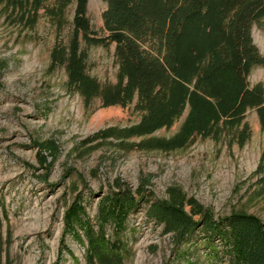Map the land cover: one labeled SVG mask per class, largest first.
Listing matches in <instances>:
<instances>
[{
    "label": "rangeland",
    "instance_id": "rangeland-1",
    "mask_svg": "<svg viewBox=\"0 0 264 264\" xmlns=\"http://www.w3.org/2000/svg\"><path fill=\"white\" fill-rule=\"evenodd\" d=\"M73 7L57 27L43 10L30 26L0 4V264H86L95 240L123 264H264V127L254 110L243 114L241 146L235 132L199 136L188 107L166 128L132 133L134 100L86 105L49 65ZM104 9L87 0L98 35ZM250 36L264 57V28ZM80 49L87 76L115 82L113 45ZM246 80L264 88V68ZM174 140L182 145H166ZM212 229L224 236L209 241L213 252L203 240Z\"/></svg>",
    "mask_w": 264,
    "mask_h": 264
},
{
    "label": "trees",
    "instance_id": "trees-1",
    "mask_svg": "<svg viewBox=\"0 0 264 264\" xmlns=\"http://www.w3.org/2000/svg\"><path fill=\"white\" fill-rule=\"evenodd\" d=\"M45 1L0 4L19 12L30 26L43 10L56 27L73 4L68 42L52 46L49 65L63 69L68 87L86 105L98 99L101 108H123L134 100L139 121L132 133L149 135L166 128L185 107L201 137L230 131L243 145L249 134L243 122L248 109L264 127V88L246 80L252 67L264 68V57L250 36L252 26L264 28V0H102L101 35L91 29L87 0H53L50 7ZM81 43L113 45L114 83L100 84L86 75ZM174 143L182 145L175 140L166 145ZM214 237L224 238L218 229L203 238L212 252ZM84 257L86 264H123L121 252L101 240L90 242Z\"/></svg>",
    "mask_w": 264,
    "mask_h": 264
}]
</instances>
